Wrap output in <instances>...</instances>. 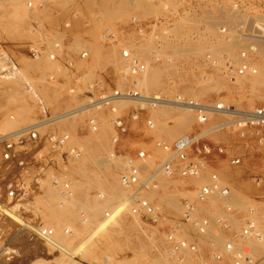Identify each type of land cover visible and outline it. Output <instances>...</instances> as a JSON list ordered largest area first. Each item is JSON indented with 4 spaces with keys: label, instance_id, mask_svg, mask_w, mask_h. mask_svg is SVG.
I'll return each mask as SVG.
<instances>
[{
    "label": "rangeland",
    "instance_id": "374dc122",
    "mask_svg": "<svg viewBox=\"0 0 264 264\" xmlns=\"http://www.w3.org/2000/svg\"><path fill=\"white\" fill-rule=\"evenodd\" d=\"M14 1L17 3L14 2V6L13 4L9 6V5H3V3L5 2V4H8L9 2L10 3L13 2V0H5V1L0 0V3H1L0 10L2 11V12L0 11V17L6 18L10 16L12 13L15 12V9H13V7H16L19 3V6L20 7L24 6V10H25V11H22V12L19 11V12L20 14H22L24 18H26V21L27 20L28 21L26 23V27L23 26V28H21L22 25L15 24L17 25L18 28H16V30L11 31L14 33L8 32L9 34H5L7 32L0 28V52H2L3 50H6L13 55L16 61V64L18 66L17 71L19 72L16 76H13L14 72L9 71V70L7 71L5 63L1 62L0 60V70H1L0 82L1 84H3L5 81H7L5 82V84L7 85L3 84L4 86L10 85L11 83L10 81L16 82L15 84L18 85V87L14 84L13 85L15 86V89L17 88V90L19 91L16 90L17 93L14 91V94L12 95L18 98L22 97L21 102L22 101L24 102V100H26L25 103H27L28 101V103L34 107V112L31 115L33 119L26 123H21L19 126L18 125L15 126V129L23 126L24 124L35 121L42 114L41 107L38 103L36 96H39L41 100H43V103L45 104L49 112L58 113L84 100L82 97L75 98L73 95H70L68 92V88L75 84V86L78 87L79 89L87 81H90L94 77H97L100 71H105L106 73H110V72L113 73L114 86L121 87V86H127L129 84V83L121 81V77H122L121 75H123L122 74L123 72H121L123 71L122 60L119 63L117 62L116 63L115 62L106 63L105 62V63L98 64V65L91 62L92 61L91 59L92 51L90 50L91 44L94 40L99 41L101 43L104 41L102 39V30L107 26L110 27L112 31L114 30L113 32L116 34L117 40L113 42L115 43L114 44L115 46L120 47L121 40L123 41V43H128L131 41L130 46H131V43L133 42L132 43L133 47L131 46L130 48L129 46L127 48H129L132 52L138 54L141 57V59L144 60L146 65L148 63L146 68L148 67L147 71H152L153 74L151 73L152 74L151 78L153 77L152 79L154 81L153 80H150V81H152L154 84L153 83L151 84L150 82H148V86L140 85V87H142L145 92L159 94V95L162 94V95H167V96H172L176 92H180L184 95H187L183 91H180L176 88V84L180 78V75H182L186 79H189L191 78V76H193L194 74H197L202 69L205 72H209L213 69L214 64L216 62L219 63V65L221 66L223 70L221 73H226V74L229 73V75L236 74L237 72H235L234 69L229 70V68H227V65L228 63H232L234 66L238 65L239 51L243 47H245L249 41L242 35V31H241L242 29L241 27L243 23L246 22V17L243 15L234 16L233 14H231L230 11L223 10L224 9L223 7L229 4L232 0H171L167 8H165L164 6L165 3H163L164 2L163 0H156V2L155 0H138V1L131 0L132 4L130 0L128 1L127 0H103V2L102 0H93V1L91 0H66L65 3H62V4H60L58 0H48V3L46 4L47 7L41 6V7H37V9L36 8L28 9L24 3V0H18L19 2L17 0H14ZM240 1H243V2L247 1L250 4L249 8H251L254 12L259 10V5H264V0H240ZM129 2L131 5L129 4ZM3 6L4 7L7 6V7H5L4 9ZM143 7L145 10L143 9ZM40 8L42 9V11H45L44 13H46V16L42 15V16H45L44 18L40 17L41 16L40 14H44V13H41L42 11L40 12L41 10ZM21 9L23 10V8ZM72 9L73 11H70ZM119 11L122 12V15H121V12ZM26 12L27 14H25ZM4 14H8V15L6 16ZM133 14H135L139 18V23H140L139 26L142 27L144 33L139 34V32H137V26L135 25V23L131 22V16ZM35 16L37 17L34 19ZM39 17L41 18V20ZM67 21L69 23L65 25V22ZM86 21H88V24L85 23ZM181 22L183 23L181 24ZM221 24L229 25V31L225 36L218 29L219 25ZM210 32L220 33L221 35L224 36V40H225V37L226 38L228 37L229 40L226 39L228 42L226 40L219 41ZM55 40H59L62 42V47L65 50L66 56H72L75 58L74 68L71 70L67 68H63V70L65 71H61L60 73L57 74V79L59 81L56 80L53 82L46 78H47L48 73L52 72L51 68L54 69V67L52 66H55L54 64L55 62L54 61L51 62V60L47 59L44 56L49 61V63L50 62L51 63H50V68L45 71L43 79H45V82L50 83L51 85H58V88L60 90L59 97H58V103L54 102L55 100L53 99H50V100L43 99L41 94L39 95L37 91H35L34 89H31L32 85L31 84L29 85L30 83L29 80H33L34 77L33 75L29 74L30 72H27L22 67L25 64L24 61H26V59L24 60L22 57L31 58L26 48L27 43H31L35 45L40 51L44 52L48 50V48L49 49L51 48L52 46L51 43H53ZM125 40L127 42H125ZM118 42H119V45H118ZM257 44L259 47L257 48L256 53H254L250 57H251V61L253 62L255 66V69L259 73L262 71V68L264 67V53H263L264 52V42L261 40H257ZM232 45H235L236 48L234 49ZM85 46H88L89 54L86 58L80 59L77 56L78 51L82 48H86ZM180 46L181 48H179ZM224 47L226 50L224 49ZM261 47H262V50H261ZM178 48H179V52H177ZM222 50L224 51L222 52ZM209 59H212L213 61ZM80 61H82L83 63L82 62L80 63ZM91 63L94 65L87 67ZM158 65L162 69L159 68L160 72L158 71L156 73L155 72L156 69H153V68H156V66ZM92 67H94L95 69ZM149 67H150V70H149ZM89 69L91 71H89ZM5 70L6 72H4ZM145 70L143 72H145ZM61 73L62 75H60ZM243 73L249 74L251 72L249 70ZM78 76H79L80 83L75 82L74 80V77H78ZM155 80H157L156 81L157 83H155ZM65 85L66 87L62 88V86H65ZM227 87L228 88L225 87L221 89H217V88L210 89L208 96L206 95V97L200 98V97H194V95L193 96L187 95V96H190L194 99H199V100L206 99L205 101H212V102L213 101L214 102L215 101L216 102H232L237 105H243L245 107H251L255 105H264V101H261V100L259 101V99L255 97H253V100L250 99L248 97L249 92H246V90H243V89L239 90L237 87H232L231 85ZM227 95L230 96L229 99L224 100V101L220 100L222 96H227ZM4 104H5L4 100L0 98V108H1L0 109V122L6 119V117H4L5 116L4 113L6 111V106ZM132 104L133 103L131 101L121 102V106L125 108L126 107L130 108ZM167 106L170 109H172L176 118L179 117L181 113H183L184 111L191 114L192 116L190 118H184V117L183 118L181 117V119L179 118L180 121H176L177 123L179 122L178 123L179 128L172 135L170 134L167 135V133L164 131V127H162V124H161L163 119L162 117L159 116L160 115L158 112L159 110H157V109H160L162 107H167ZM3 108L5 111L3 110ZM9 113H12L11 109L8 110V114ZM92 113H95L99 115L100 117L107 114L104 122H106V120L110 121V117H108V115H110L108 110L90 109V110H86L85 113L79 114L76 117H74L75 120L74 119L72 120L71 118L72 116H71V117L65 118L68 121L65 119H61L60 121L56 123L55 126H57L59 129L67 128L70 130L71 134L73 131L70 129V127L72 128L76 123L77 131L74 132V135L72 134V139H70L68 142L69 145L71 144L80 145L81 144L86 149L88 148V145L86 144H88L89 142L88 140L91 139L88 137L89 136L88 131L91 132L92 130L87 125V116ZM149 113H150V116L154 118V121H155L154 127L146 128L143 122H140L137 125L133 123L131 126L133 136L130 139L131 140L130 142L131 143L133 142L132 145L138 146V147H144L147 150V152L150 154V157H151L150 162H149L150 167L149 166L147 167L145 173H148L150 170L154 169L165 156L164 151L158 150L157 148L154 147L153 145L154 137L161 136L166 139L172 140L179 133L184 132V131H190L192 126L196 123L195 113L189 108L170 106V105L165 106V104H160V105H157L151 108L149 110ZM76 119H78L77 120L78 122H75ZM157 119L159 120L157 121ZM168 119H169L168 122L172 123L174 122L175 118H172V120L171 118H168ZM71 121L72 123L73 121L75 122L73 123L74 125L72 124V126L71 124H69L71 123ZM0 126H1V123H0ZM12 129L4 130V131L9 132ZM112 130L113 131L110 132L108 136L109 145L108 147H104L101 150L99 154L100 158H107L113 148V144L110 139L112 133L114 132L113 127H112ZM2 131L0 129V206H1L0 207V264H49L48 260L51 258H55L56 256H58L59 253L54 252L53 250H48L45 247V245H43L42 243H38L34 245L28 242L27 235L25 233L18 232V223H19L18 221L19 220L16 217L11 216V214H9L6 209L4 211L5 207L1 204V202L3 203L8 202L12 204L17 200L16 198H12V197H10V199L8 198L5 183L10 176L16 175L19 171H21V168L16 163H8L2 158L3 146L1 142L2 141L1 135L4 134V132ZM92 132H95V131L93 130ZM84 133H85V136H84ZM210 140H211V143H210L211 151L214 154L211 159L207 160V163L210 166V169L212 167L218 171L222 182L226 186L229 187L230 196L229 195L222 196V195L215 193L211 195V197L209 198V202L206 199L205 201L196 203L194 216L195 217L207 216L211 220L210 226L205 235L198 233L195 227L190 222L183 223L182 227L176 228L175 223L181 216L180 209H181V203H182L183 198L190 197L193 199L195 197L196 187L200 185L201 183L208 180V171L204 172L201 175H198L192 178H187V179L181 178L177 175H172V176H168L165 178H163L164 176L159 175L158 176V187L156 189H153V191L149 193V199L153 201L161 209L162 211L161 217L157 221H150V220L141 218L138 215H136L141 221L145 222V225H143V227L148 229V233L152 234L151 231L154 230L152 235L156 239L157 247L156 246H154V248L152 247L153 252L157 253L158 250H160L161 252L165 250V253H166L168 245L170 244L169 240L167 239V234L169 231L173 229H177V235L186 237L192 241H195L196 244H198L197 246H199V244L202 246V250L200 251V253H201L204 264H221V263L223 264L226 252H229L231 254L230 251H227L224 249L225 238L226 236L232 235L235 232H237L239 228L241 227V225L243 224L244 219L247 216L254 217L258 221V225L260 229L264 231V227H263L264 226V180L262 183L260 182V184H258L256 183L254 179L255 174L259 172H264V169L261 168V157H259L258 155L252 157V154H250L249 157L251 156V158H248V157L243 158V162L241 164L233 165L228 162V158L226 157L225 154L216 153L215 146H216V143L220 140H223L226 142L229 141V143L231 144H236L235 143L237 142L236 136L231 135V134L230 136H228L225 133H218V134H215L214 136H211ZM44 150L48 151L46 147L44 148ZM83 158L84 156L76 160H81ZM119 159H123V157L115 158V161L117 160L118 163H120ZM76 160L74 159L72 161H76ZM66 163H68V161H66ZM121 164H122L121 168L123 169L124 162H122ZM224 166H226L227 169H230L229 173L231 175L233 173L232 178L230 177V175H228L229 174L227 173L228 170L225 171ZM121 168L117 169L118 175H120V172L122 171ZM63 169H65V167H63ZM225 174L229 178L226 177ZM45 181L48 184L50 180L46 179ZM45 181H43L42 183L46 184ZM169 181L175 182V184L171 188H168L165 184V183H168ZM49 184H51V181L49 182ZM120 184L121 182L119 178L118 187H117L119 189H117L116 192L118 194L120 192V194L118 195L116 193L117 195L116 198H115V195L109 198L106 192L103 191L101 187L90 188L89 194L95 196L97 200L104 202V204L106 205L101 206L102 208L93 207L87 201H85L88 203L87 205H89L88 208L92 215L91 218L93 219V222L89 225H92V224L93 225L90 229H85L83 231L82 229H77V230L73 229L75 230V233H76L75 235L77 237V238L76 237L73 238L74 243H76L77 241L79 242L83 240L84 238L85 239L91 238V240H96V239L109 240L110 239L108 235H104L100 233L99 227L95 225L94 220L96 221L99 219H103L102 217L103 211L107 208H114L119 204L124 205L123 207L125 208L124 209L125 211H126V208L127 209L129 208V206L125 203L126 194L128 193L129 189L124 188V187L120 188L119 187ZM235 189H237L235 192H237L238 189L240 192L238 191V193H234L233 190ZM98 191L104 192L106 194L105 197L99 198L97 196ZM35 201H36V198H35ZM35 201L33 203L34 204L33 207L35 206ZM237 202H238V206H237ZM239 203L241 206H239ZM226 204L231 205V209L229 211H226V208H225ZM78 207H79V203L76 206L77 214H78ZM252 209L255 210L254 214L251 213ZM19 211H20V214L25 215L27 217H34L33 219L35 220L36 219L39 220L43 218L41 214L37 211V209L35 210L36 215L33 214L31 210L26 209L23 206L20 207ZM37 213H39L40 215ZM119 213L115 218L119 216ZM220 213L230 223L229 229L228 231H226V233L225 232L219 233L217 230V225L214 221V218ZM77 214L75 216H77ZM40 221L43 222L42 220ZM109 223L110 222H108L105 227H108V225H110ZM79 230L81 231L79 232ZM162 241H164V244H162ZM248 242L253 245L256 256H259L262 259L264 256V251L262 249L261 242L259 243L260 248L257 250H256V246L259 240L250 238L248 239ZM104 245L106 246V244L103 243V246ZM127 249L128 248L126 247L115 249L114 251L116 255L115 261H114L115 264H159L161 262L157 257H154V256H152V258L146 259L145 255L144 256L142 255V252L135 253L136 255L135 259L137 258V255L141 259L140 258L136 260L132 259L134 258V254ZM197 250H198V247L195 250V252ZM217 251L220 252L222 255L220 259H216L214 257V253ZM187 252L188 251H183L182 253L183 259L180 262V264H188ZM100 253L102 254V252H99L98 255H101ZM166 255L169 258L170 255L167 253ZM84 258L86 259V257ZM169 259L170 260H168L167 263L165 261L164 264H178L177 263L178 261L175 259V257L171 256ZM87 260H95V259L93 258L90 259L87 257ZM95 261H99V260H95ZM231 261H232V256H231ZM196 264H198V262H196Z\"/></svg>",
    "mask_w": 264,
    "mask_h": 264
},
{
    "label": "built area",
    "instance_id": "2783aa9c",
    "mask_svg": "<svg viewBox=\"0 0 264 264\" xmlns=\"http://www.w3.org/2000/svg\"><path fill=\"white\" fill-rule=\"evenodd\" d=\"M163 1L167 8L168 0ZM24 3L28 9H35L45 6L48 0H24ZM249 7L250 4L247 1L241 2L240 0H232L223 7V10L230 11L234 16L246 17L241 31L249 41L239 51L238 65L234 66L232 63L227 65L229 70L234 69L239 73L255 70L250 56L257 51V40L264 42V5H259V10L256 12ZM131 22L135 23L137 32L140 34L143 29L139 26V18L135 14L131 16ZM68 23V21L65 22V25ZM85 23L88 24V21ZM218 29L225 35L229 31V25L221 24ZM102 39L108 43L117 40L116 34L107 27L102 30ZM26 46L31 57L38 58L44 55L55 62L54 71L47 75L50 81L57 80V74L63 68L70 70L74 68L75 58L65 55L62 42L59 40H55L51 48L44 52L31 43H27ZM88 54L89 50L82 48L77 56L84 59ZM120 56L123 61L121 72L130 78L127 86H114L113 73L100 71L97 77L87 81L79 89L75 84L70 86L69 94L75 98L82 97L84 100L58 113L49 112L41 98L35 95L41 107L40 117L30 124L2 135V158L8 163H16L21 168V171L10 176L6 181L7 195L18 201H30L40 180L47 175L53 185L60 187L62 193L70 195L71 181L63 170V164L68 157L81 155L82 147L77 144L68 145L70 130L59 129L55 125L62 118L71 117L72 114L82 110L106 109L110 114V122L114 129L111 136L113 148L110 156L123 157L124 167L119 178L120 182L129 189L125 203L129 206L131 213L150 221H157L161 217V209L146 195L147 191L158 186L159 175L166 177L177 175L181 178H188L208 171V180L196 187L194 199L183 198L181 216L175 223L176 228H180L183 223L190 222L198 233H205L208 231L211 220L207 216H194L196 203L205 201L210 194L218 193L227 196L230 193L229 187L222 182L218 171L212 167L210 169L207 163L212 155L210 137L218 133H225L228 136L235 135L236 144H231L229 141H218L215 146L216 153L225 154L228 162L233 165L241 164L243 158H251L250 154L252 157L258 155L261 157V168L264 169V105L245 107L232 102L194 99L180 92L172 96L145 92L136 78L146 69L144 60L125 47L120 48ZM0 60L5 63L6 70L16 71V61L10 52L6 50L0 52ZM74 80L80 83L79 76L74 77ZM120 101H131L133 104L130 108H125L120 106ZM160 104L189 108L195 113L196 123L190 131L181 132L172 140L161 136L154 137V147L164 151L165 156L154 169L145 173L149 153L144 147L132 145L133 142H130L133 136L131 126L133 123L143 122L146 128H153L155 121L150 116L149 110ZM102 123V117L95 113L87 116V125L91 130H98ZM45 147L48 151L44 150ZM254 179L256 183H262L264 172L255 174ZM97 196L102 198V192L98 191ZM225 208L229 211L231 205L226 204ZM115 211L107 208L103 211L102 217L108 218ZM21 216L18 232L25 233L28 241L43 243L54 252L63 254L70 260L69 264H105L104 258L101 262L87 260L81 257L80 250L71 252L55 238L54 228L44 224L40 219ZM78 217L80 221L87 222L88 216L85 209H78ZM214 221L219 233L228 231L230 223L221 213L214 218ZM64 230L68 233L72 232L69 226H65ZM249 238L259 240L264 251V231L260 229L256 219L252 216H247L239 230L225 238L224 249L231 252V264H261V257L256 256L253 245L248 242ZM167 239L170 242L167 253L178 261L182 258L183 251L197 249L196 242L177 235V229L169 231ZM221 256L218 251L214 253L216 259H220Z\"/></svg>",
    "mask_w": 264,
    "mask_h": 264
},
{
    "label": "bare ground",
    "instance_id": "6f19581e",
    "mask_svg": "<svg viewBox=\"0 0 264 264\" xmlns=\"http://www.w3.org/2000/svg\"><path fill=\"white\" fill-rule=\"evenodd\" d=\"M3 1H5V0H3ZM58 1H59L60 4H62V3H65L66 0H58ZM91 1H93V0H91ZM132 1H131V4H132ZM14 2H15L14 0L11 3L9 2L8 4H5V2H4L3 5H9L10 6V5L13 4V6H14ZM102 2H103V0H102ZM155 2H156V0H155ZM169 2H171V1L168 0L167 4ZM241 2H243V1H241ZM15 3H17V2H15ZM129 4H130V2H129ZM0 5H1V3H0ZM45 6L47 7V5H45ZM5 7H7V6H5ZM5 7H4V9H5ZM21 8H23V10ZM13 9H15V12L12 13L10 16H8L6 18H4V17L1 18L0 17V28L7 32L5 34L14 33V32H11V31L12 30H16V28H18L17 25H19V24L22 25L21 28H23V26L26 27V23L28 21V20L26 21V18H24L22 16V14H20V12L25 11L24 10V6L20 7L19 3H18V5L16 7H13ZM143 9H144V7H143ZM155 10H157V9H155ZM41 11H42V9L40 10V12ZM70 11H73V9L70 10ZM44 12L45 11H42L41 13H44ZM119 12H121V11H119ZM69 13H71V12H69ZM25 14H27V12ZM4 15L7 16L8 14H4ZM40 15H41L40 17L44 18L46 16V13L40 14ZM42 15H45V16H42ZM121 15H122V12H121ZM28 16H30V15H28ZM36 17L37 16H35L34 19ZM100 18H102V17H100ZM40 20H41V18H40ZM182 23L183 22H181V24ZM15 24H17V25H15ZM174 24H176V23H174ZM107 28H109L111 30L110 27L107 26ZM141 33H144V31L142 30ZM210 33L212 35H214L219 41H225L226 39L229 40L228 37L227 38L225 37V40H224V36L226 34L223 36V35H221L220 33H217V32H210ZM222 37H223V39H222ZM125 42H127V41L125 40ZM130 42H128L129 44L128 43H123V41L121 40L120 47H117V46L114 45L115 43H113V42L105 43L103 41L101 43L99 41H95L94 40L92 42L91 48H90V50L92 51V57H91L92 61L91 62L94 63V64H97V65L105 63V62L106 63H114V62L115 63L116 62L119 63V62H121L122 59L120 57L119 48H123V47L127 48V47H129L130 46ZM132 43H131V46L133 47ZM116 44H117V42H116ZM118 45H119V42H118ZM131 46H130V48H131ZM85 47L89 50L88 46H85ZM198 47H200V46H198ZM232 47L234 49L236 48L235 45H232ZM179 48H181V46ZM179 48L177 49L178 50L177 52H179ZM185 48H187V47H185ZM224 49H225V47H224ZM230 49H231V47H230ZM261 50H262V47H261ZM223 51L224 50H222V52ZM228 51H229V49H228ZM230 53H231V51H230ZM22 58L24 60L26 59V61H24L22 59L24 61V63H25L24 65L22 64L23 65L22 67L27 72H30L29 74L33 75V77H34L33 80H29L30 81L29 85L30 84L32 85L31 89H34L35 91H37L39 93V95L41 94L43 99H46V100L53 99V100H55L54 102L58 103V97H59V93H60L58 85H51L50 83L45 82V79H43L44 78V73H45V71L47 69L50 68V63L52 61L49 63V61L44 57V55L41 56V57H38V58H33V57H31V58L22 57ZM211 58H212V56H211ZM230 58H232V57H230ZM209 60H212V59H209ZM23 61H22V63H23ZM81 62L82 61H80V63ZM92 63L90 65H88L87 67H90L91 65H94ZM147 65H148V63H147ZM52 67H54V69H55V66H52ZM17 68H18V66H17ZM92 68H94V67H92ZM147 68H146L145 72H142L140 75H138L136 77L138 79L139 85H143V86L147 85L148 86V82H150L151 84L153 83L152 81H150V80H153L152 79L153 77L151 78L153 73H152V71H147ZM159 68L160 67L158 65V66H156V68H153V69H156L155 72L157 73L160 69H162V68H160V69ZM54 69L51 68L52 71H54ZM149 70H150V67H149ZM62 71H65V70H62ZM89 71H91V70L89 69ZM222 71L223 70H222L221 66L219 65V63L216 62L214 64V67H213V69L211 71L205 72L202 69L200 72H198L197 74H194L189 79H186L185 77H183L179 73L180 78H179V80H178V82L176 84V88L178 90H180V91H183L187 95H192V96L194 95V97H200L201 98V97H206V95L208 96V93H209L210 89H216V88L217 89H221V88H225V87L228 88L227 86L231 85L232 87H237L239 90L243 89V90H246V92H249V95L248 94H246V95H248V97L250 99H252V100H253V97H255V98L259 99V101L260 100L264 101V67L262 68V71L259 72V73L255 69L254 71L251 70L250 71L251 73H249V74H246V73L239 74L237 72L236 74L229 75V73H227V74L226 73H221ZM0 72H1V70H0ZM4 72H6V70ZM18 73L19 72L16 69V71H14V73H13V76H16ZM60 75H62V73ZM63 75H65V74H63ZM121 76H122L121 77V81L122 82L129 83V81H130L129 76H126L125 74H123ZM70 77H71V75H70ZM68 78H66V79H68ZM23 80H25V79H23ZM52 81L54 82L56 80H52ZM57 81H59V80L57 79ZM156 81L157 80H155V83H157ZM5 82H7V81H5ZM5 82L3 84L7 85V84H5ZM10 82L11 83L8 86H4L0 82V98H2L4 100V103H5L4 105L6 106V111L3 108V110L5 111V113H4L5 116L4 117H6V119L4 121L2 120L0 122L1 123L0 129H1V131L3 130L2 132H4V133L7 132V131H4V130H9V129H12V128L15 129V126H17V125L19 126L21 123H26V122L32 120L33 117L31 115L34 112V107L32 105H30L28 103V101H27V103H25L26 100H24V102L23 101L21 102V100H22L21 98L22 97L18 98V97H15L14 95H12V94H14V91L16 92L17 88L15 89V86H14V85H16L15 84L16 82H14V81H10ZM68 82H69V80H68ZM150 83H149V85H150ZM19 85H21V84H19ZM16 86L18 87V85H16ZM63 87H66V85L62 86V88ZM17 91H19V90H17ZM229 98H230L229 95L222 96L221 99L219 97V99L222 100V101L227 100ZM121 102H124V101H120L119 102L120 106H121ZM165 106H166V104H165ZM184 108H187V107H184ZM9 109L12 110L13 114L12 113L8 114V110ZM86 110H88V109H86ZM86 110H82V111H80V112H78L76 114H72V117H71L72 120L77 115L85 113ZM157 110H159L158 111L159 114H160L159 116L162 117V119H163L161 124H162V127H164V131L167 133V135L168 134L172 135L176 130H178V128H179V124L178 123L179 122L177 123L176 121H180L181 117L182 118L183 117L184 118L192 117L191 114H189V113L184 111L183 113L180 112L181 115L176 118L174 112L168 106L167 107H162V108L157 109ZM157 110H155V111H157ZM106 116H107V114L102 116L103 123H102V125L100 127L102 129L99 128L100 130L99 129L98 130H94L95 132H92L93 130L91 132L88 131V135H89L88 137L91 138V139L88 140L89 141L88 144H86V145H88V148L86 149L83 145L80 144V146L82 147L81 155L73 157V158L72 157H68L66 161H68L69 164L66 163V162L63 164V167H65V169H63V170L65 171L66 176L71 181V187H70L71 194L70 195L62 193L59 186H55L52 183L49 184L50 181L47 184V182L45 181L46 179L47 180L49 179V176L47 175V176L43 177L40 180L38 188L33 191L32 196L30 198L31 199L30 201H27V200L17 201L16 200L12 204H10L8 202H4V203L1 202V204L5 207L4 211L6 209L7 212L9 214H11V216L16 217L19 221H21V219H22V216H21L22 214H20V211H19L21 206H23L26 209L31 210L32 213L35 214V215H36V213H35L36 211L35 210L37 209V211L43 217L40 220H42L44 224H48V225H50V226H52L54 228V236H55V238L59 242H61L66 248H69L71 250V252H76V251L80 250L82 258L86 257V259H87V257H88L90 259L93 258V259L99 260V261H101V259L104 258V263L105 264H115L114 263L115 256H116L115 252H114L115 249L116 248H121V247H126V248H128L127 250L131 251L134 254V258H132V259H135V256H136L135 253L136 252H140V253L142 252V255L143 256L145 255L146 259L147 258H152V256H154V257H157L161 261L159 264H161V263L164 264L165 261L167 263L168 260H170L169 258L171 256H169V258H168V256L166 255L167 252L165 253V250H163L162 252L160 250H158L157 253L153 252V248H154V246H156V239L152 235L154 230L151 231L152 234L148 233V229L143 227V225H145V222L141 221L136 215L132 214L131 211L129 210V208L128 209L126 208V211H125L124 210L125 208L123 207L124 205H120V204L117 205L116 207L112 208L113 210H116V211L110 217L99 219V220H96V221L94 220L95 225H97L99 227L100 233H102L104 235H108L110 237L109 240H107V239L106 240L105 239H102V240H99V239L91 240V238L90 239H87V238L85 239L84 238L83 240H81L79 242L77 241L78 243L77 242L74 243L73 238L76 237L75 230L82 229V231H83L85 229H90L92 227V225H93V224L89 225V224H91L93 222V219L91 218L92 215H91L90 210L88 208L89 205H87V204L89 203L93 207H101L103 205H106V204H104V202H101V201L97 200L95 196L89 194L90 188H92V187H101L103 189V191L106 192V194H107V196L109 198L113 197L114 195H115V198H116V196H117L116 195V193H117L116 191H117V189H119V188H117L118 187V179H119V175H118L117 169H120L122 167L121 163L124 162V160L123 159H119L120 163H118L117 160H116L117 162L115 161V158H118V157H111L110 154L108 155L107 158H100V156H99L101 150L104 147H108V145H109L108 136H109V133L113 131L112 127H111V124H110V121L106 120V122H104V120L106 119L105 118ZM108 117H110V116L108 115ZM168 118H171V120H172V118H175L174 122H172V121H171L172 123L168 122V120H169ZM62 119H65V118H62ZM65 120H67V119H65ZM77 120L78 119H76L75 122H78ZM158 120L159 119H157V121ZM75 122L73 121V123H75ZM183 122H185V121H183ZM30 123H32V122H30ZM30 123H27V124H30ZM73 123L71 121V123H69V124H71V126H72ZM27 124H24V125H27ZM134 124L137 125L136 123H134ZM75 125H76V123H75ZM75 125L72 128L70 127V129L73 131L72 132L73 135H74V132L77 131L76 130L77 125L76 126ZM180 127H181V125H180ZM14 129H12V130H14ZM72 134L70 136V139H72ZM84 136H85V133H84ZM83 148H84V150H83ZM158 150H161V149H158ZM83 156H84L83 159L76 160V159L82 158ZM154 157H156V156H154ZM74 159L76 161H72ZM150 159H151V157H150V154H149V157L146 159V169H147L148 166L150 167V165H149ZM224 167H225V171L228 170L227 173H229L230 169H227L226 166H224ZM228 175H230V177L232 178L233 173H232V175L230 173ZM225 176L228 177L226 174H225ZM165 177L166 176H164L163 178H165ZM188 178H192V177H188ZM185 179H187V178H185ZM43 181H45L46 184L42 183ZM121 184L119 185L120 188L121 187L126 188L123 184L122 185ZM165 184H166V186L168 188H171L175 184V182L174 181H169L168 183H165ZM156 188H154V189H156ZM236 190L237 189L233 190L234 193H238L239 189H238L237 192H235ZM151 191H153V189H151V190L146 192V195L148 196V198H149V193H151ZM102 194H103L102 198H104L106 194L104 192H102ZM119 194H120V192H119ZM239 194H241V193H239ZM211 195L212 194H210L207 197V201L208 202H209V198L211 197ZM229 196H230V194H229ZM229 196H228V198H229ZM8 198L10 199L9 196H8ZM35 198H36V201H35ZM237 199H239V198H237ZM34 201H35V206L33 207ZM85 201H87L88 203L85 202ZM199 202H202V201H199ZM78 203H79L78 209H80V208L81 209H85V211L87 213V216H88L87 222H82V221L79 220L78 214L76 212V209H77L76 206H77ZM235 204H236V202H235ZM237 206H238V202H237ZM239 206H241L240 203H239ZM2 209H3V207H2ZM119 211H120V213H119ZM254 211L255 210L252 209L251 213L254 214ZM39 213H37V214H39ZM74 213H76L77 216H75L76 214H74ZM118 213H119V216L117 218H115L118 215ZM23 216H25V215H23ZM229 216H231V215H229ZM261 217H262V215H261ZM108 222H110L109 223L110 225H108V227H105ZM257 223H258V221H257ZM65 226L71 227L72 232L71 233L66 232L64 230ZM9 229H11V228H9ZM73 229H75V230H73ZM80 231L81 230H79V232ZM206 233L207 232L201 233V234L205 235ZM80 237H82V236H80ZM200 238H202V237H200ZM28 242H30V241H28ZM30 243L35 245V244H38L40 242H38V243L37 242H30ZM103 243L106 244V246L105 245L103 246ZM259 243H260V241L258 242V244L256 246V250L260 248ZM100 244H102V245H100ZM162 244H164V241H162ZM43 245H45V244H43ZM45 247L48 250H52L50 247H47V246H45ZM197 247H198V250L196 252H195V250L194 251L193 250L192 251L185 250V251H188L187 252L188 264H196V262H198V264H202V260H201L202 256H201V253H200V251L202 250V246L199 244V246H197ZM99 252H102V254L100 253L101 255H98ZM129 254H130V252H129ZM140 256H141V254H140ZM138 258H140V257L137 255L136 259H138ZM182 259H183V257L179 261L177 260L178 261L177 263L180 264ZM48 261H49L48 262L49 264H51V262L57 263V264H69L70 263V260L67 259L61 253H59L58 256H56L55 258L49 259ZM229 262H230V264L232 262L231 261V254L229 252H226L223 264H229ZM260 263L264 264V256L260 260Z\"/></svg>",
    "mask_w": 264,
    "mask_h": 264
},
{
    "label": "crops",
    "instance_id": "0c3cea01",
    "mask_svg": "<svg viewBox=\"0 0 264 264\" xmlns=\"http://www.w3.org/2000/svg\"><path fill=\"white\" fill-rule=\"evenodd\" d=\"M213 154H214V153H212V155L210 156L211 158L213 157ZM201 260H202V259H201ZM202 263L204 264L203 260H202Z\"/></svg>",
    "mask_w": 264,
    "mask_h": 264
}]
</instances>
